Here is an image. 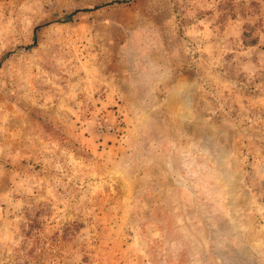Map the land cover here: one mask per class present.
Masks as SVG:
<instances>
[{
  "label": "rangeland",
  "instance_id": "1",
  "mask_svg": "<svg viewBox=\"0 0 264 264\" xmlns=\"http://www.w3.org/2000/svg\"><path fill=\"white\" fill-rule=\"evenodd\" d=\"M0 264H264V0H0Z\"/></svg>",
  "mask_w": 264,
  "mask_h": 264
}]
</instances>
